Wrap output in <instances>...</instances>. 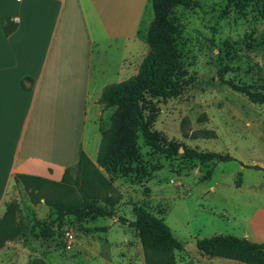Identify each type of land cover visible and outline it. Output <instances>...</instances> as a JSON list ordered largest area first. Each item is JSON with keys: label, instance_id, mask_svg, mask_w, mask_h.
<instances>
[{"label": "rangeland", "instance_id": "rangeland-1", "mask_svg": "<svg viewBox=\"0 0 264 264\" xmlns=\"http://www.w3.org/2000/svg\"><path fill=\"white\" fill-rule=\"evenodd\" d=\"M183 2L171 8L179 29L173 35L179 61L174 91L145 94L142 101L150 130L163 144L174 141L178 148L155 149L138 132L132 157L100 165L92 152L93 131L98 126L101 138L102 121L103 128L114 132L121 110L118 102L101 104L96 125L93 120L87 123V150L119 193L113 214L59 211L49 204L48 200L56 204L66 191L57 183L64 170L58 178L46 177L29 189L19 182L5 197L0 213V264H30L35 258L45 264H145L139 233L124 220L135 219L137 206L170 227L180 243L173 248L176 264H247L200 251L196 240L212 234L264 242L251 237L248 229L249 213L264 209V103L226 82L264 92V19L255 1L244 11L226 12L227 0ZM153 16L148 0L139 28L145 41ZM139 65L128 77L137 74ZM184 148L233 158H198ZM74 176L75 166L65 182L72 186ZM98 202L106 206L104 200ZM254 221L264 233V213ZM69 237L74 238L71 247L66 246Z\"/></svg>", "mask_w": 264, "mask_h": 264}, {"label": "crops", "instance_id": "crops-1", "mask_svg": "<svg viewBox=\"0 0 264 264\" xmlns=\"http://www.w3.org/2000/svg\"><path fill=\"white\" fill-rule=\"evenodd\" d=\"M147 3L0 0V213L16 174L58 178L81 149L95 162L87 123L96 125L104 86L132 75L147 54L139 36ZM2 17L15 25L8 34ZM93 134L98 153V126ZM260 212L249 213L247 228L264 241Z\"/></svg>", "mask_w": 264, "mask_h": 264}, {"label": "trees", "instance_id": "trees-1", "mask_svg": "<svg viewBox=\"0 0 264 264\" xmlns=\"http://www.w3.org/2000/svg\"><path fill=\"white\" fill-rule=\"evenodd\" d=\"M154 16L147 28L146 41L150 50L142 58L137 74L115 83L104 86L97 102L110 105L118 102L120 105L117 129L111 134L103 128L100 122L101 138L97 153V162L104 165L108 161H118L132 157L137 152L136 133L141 132L145 143L155 149L174 151L178 144L174 141L163 144L162 140L150 130L148 118L144 114L145 94L150 97L171 94L174 90L173 79L179 68L177 43L175 33H179L177 25L171 18V8L183 0H150ZM257 2L258 14L264 19V0H227L224 11L232 9L244 11L250 2ZM260 1V2H259ZM259 2V3H258ZM184 3V2H183ZM1 23L6 34L10 33L15 25L8 17H2ZM234 89L245 93L252 101L264 103V92L251 89L247 85H240L226 80ZM184 152L198 158L217 157L220 160H230L233 157L228 153L197 152L184 148ZM108 156L106 159L105 157ZM258 167L257 165H250ZM66 167L59 182L66 191L62 198L53 204L59 211H73L75 213L92 212L98 215L113 214V201L119 193L111 180L98 168L97 164L81 149L75 165L73 185L66 183L68 171ZM264 170V168H262ZM16 181L29 189L39 186L46 177L18 173ZM76 191L71 194V191ZM102 199L105 202L100 204ZM108 200V202H107ZM109 205V206H108ZM135 219L127 220L134 227L140 237L144 250L145 264H176L173 248L180 243L173 236L170 227L161 217H157L141 206L134 208ZM119 217V216H118ZM13 227L10 226V231ZM197 248L209 256L236 259L247 264H264V242H256L246 237L234 234H212L196 240ZM30 264H45L42 259L35 258Z\"/></svg>", "mask_w": 264, "mask_h": 264}, {"label": "built area", "instance_id": "built-area-1", "mask_svg": "<svg viewBox=\"0 0 264 264\" xmlns=\"http://www.w3.org/2000/svg\"><path fill=\"white\" fill-rule=\"evenodd\" d=\"M73 241H74V238L73 237H69L68 240H67L66 246L67 247H71Z\"/></svg>", "mask_w": 264, "mask_h": 264}]
</instances>
